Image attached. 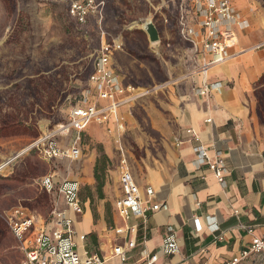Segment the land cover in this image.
I'll use <instances>...</instances> for the list:
<instances>
[{"label":"rangeland","instance_id":"obj_1","mask_svg":"<svg viewBox=\"0 0 264 264\" xmlns=\"http://www.w3.org/2000/svg\"><path fill=\"white\" fill-rule=\"evenodd\" d=\"M72 1L0 0V167L8 163L0 170V178L27 170L34 176L52 174L56 179L76 180L82 205L91 211L94 224L105 221L107 232L121 227L122 222L112 200H107L105 187L118 195L122 167L127 164L135 175L140 173L138 158L144 151L172 141L162 126L173 127L174 95L196 93L203 78L200 65L206 57L201 49L205 36L202 18L189 2L74 0L86 9L85 22L78 23L70 14ZM148 21L158 30L157 42H149L143 29ZM103 54L109 57L107 67L123 89L116 97L120 106L103 123L92 121L76 132L68 127L74 108L109 105L110 101L98 97L90 81ZM60 126L68 132H58ZM102 132L111 143L108 155L98 139ZM49 141L61 149L60 155L50 160L45 153ZM74 141L81 155L70 160ZM102 156L106 165L100 199L94 176L92 185L79 176L90 163L94 173L95 162ZM32 184L16 189L31 197L20 204L35 215L37 229L53 228V210L64 208L61 199ZM9 187L0 181L1 191L10 194ZM0 201L3 209L17 205L4 195ZM0 225V264H20L22 252L1 219ZM88 249L95 251V244Z\"/></svg>","mask_w":264,"mask_h":264},{"label":"crops","instance_id":"obj_2","mask_svg":"<svg viewBox=\"0 0 264 264\" xmlns=\"http://www.w3.org/2000/svg\"><path fill=\"white\" fill-rule=\"evenodd\" d=\"M230 1L243 24L226 30V60L209 71L208 79L218 83V89L211 91L208 98L201 97L200 82L195 95H174L173 127L162 126L172 141L145 150L138 158L141 172L136 175L125 164L118 176V195H112L111 189L105 187L121 227L106 232L105 221L94 224L91 211L84 205L81 215L67 211L77 233L79 252L89 251L93 243L96 249L89 252L106 258V264L258 262L255 257L242 254L248 251L253 237L264 236V122L257 113L255 94L264 87V83L259 84L264 75V0ZM187 129L200 136L210 156L221 154L226 167L223 186L207 166L196 167ZM98 139L104 144L106 155L111 153L107 134L102 132ZM176 139L183 143L177 145ZM122 161L125 163V159ZM89 165L79 177L92 185ZM125 171L133 179L141 200L158 204V211H148L144 217L131 214L127 219L117 214L115 202L123 194L120 177ZM55 177V182L76 181ZM146 188L152 189L151 197L146 196ZM61 204L67 209L62 201ZM211 223L216 226L214 231ZM171 232L179 248L176 254L166 256L161 246ZM79 236H85V241H80ZM115 247L124 251L126 261L112 256Z\"/></svg>","mask_w":264,"mask_h":264},{"label":"built area","instance_id":"obj_3","mask_svg":"<svg viewBox=\"0 0 264 264\" xmlns=\"http://www.w3.org/2000/svg\"><path fill=\"white\" fill-rule=\"evenodd\" d=\"M189 2L196 14L202 18V28L205 40L202 42V54L206 55L201 61L200 74L203 76L201 87L198 88L199 96L208 98L213 90H217L218 83H210L207 79L208 71L215 66L222 64L226 60V43L224 34L232 26H242L243 22L235 13L230 0H181ZM70 14L78 22L84 23L86 9L77 1L70 4ZM109 57L103 54L98 58L94 66V71L90 76V81L94 85L97 95L102 100H108L109 105L105 108H97L95 105L74 108L70 115L69 129L81 132L87 125L96 121L103 123L107 116L117 110L120 102L116 99L118 94H122L117 79L112 71L107 67ZM207 123L210 120L206 121ZM188 135L193 145L195 153L196 167L207 166L213 173L217 182L223 186L226 167L221 154L215 152L213 156L208 154V148L202 143L200 136L192 129H187ZM46 139V138H45ZM44 139V140H45ZM48 139V138H47ZM43 141V140H42ZM47 141V140H46ZM177 145L182 144V140H175ZM46 156L50 160L61 153L60 147L49 141L46 148ZM81 151L77 142L71 145L68 157L76 160L80 157ZM122 196L115 202L117 214L127 219L131 214L144 217L148 211H158V204H149V200H141L138 195L136 185L130 174L125 171L120 177ZM40 186L47 192H54L58 195L67 209L55 208L52 215L56 222L53 228H36L35 216L26 208L16 207L6 212L2 219L18 241L20 250L24 255L21 264H106V258L96 253H91L87 249L79 252L75 237L77 233L73 227V220L68 215L71 210L76 215H81L83 205L79 199V184L76 181L55 182L54 175L44 176L40 181ZM146 196L153 195L151 188H146ZM197 223V219L194 220ZM212 230L215 224L211 223ZM52 232H55L54 235ZM80 241H85V236H79ZM178 243L171 232L162 242L161 250L166 256L174 255L178 252ZM243 257L253 256L258 262L264 261V236L253 237L248 251L244 252ZM112 256L119 257L121 261H126V254L120 247L112 250ZM150 264V261H148ZM229 264H235L231 262Z\"/></svg>","mask_w":264,"mask_h":264},{"label":"trees","instance_id":"obj_4","mask_svg":"<svg viewBox=\"0 0 264 264\" xmlns=\"http://www.w3.org/2000/svg\"><path fill=\"white\" fill-rule=\"evenodd\" d=\"M262 83H264V75L261 77L259 84H262ZM255 94H256L257 99H258L257 113H258L261 121L264 122V87L257 89ZM105 163H106V158L102 156L101 159H97L96 160L95 165H94L93 176H94V178L96 180V183H97L96 190L98 192V198H100V199L103 198L102 188L104 186L103 173H104V170H105V165H106ZM41 164L42 165H46V164H44V162L43 163L41 162ZM43 177L44 176H39V175H35L34 176V174L32 172L28 173V171L26 170V171H24L22 173V175H18L17 174L14 177L11 176V177H2V178H0V181H2L3 183L10 184V187H9L10 190H8V191H11L10 194H7V192H4V191L0 190V195H4V196L9 197L10 204L11 203L12 204L13 203L17 204V205H14V206L10 207V208L3 209V206L1 205L2 202L0 201V210H2L0 212V219L3 220L2 216L6 212L10 211L11 209H13L15 207H22V208H26L27 210H29V208H27L26 206H23L22 204H20V201L24 202V199L31 198V197L28 196V195L27 196L22 195V191H17L16 189L21 187V186H23V185H25V184H29V183L32 182L33 183L32 185L35 184L37 186V188L45 191L40 186V181H41V179ZM14 190H16L17 192H13ZM29 211L32 213L31 210H29ZM0 227H1V225H0ZM6 228H7L8 235L10 236V238H12L16 242V244L18 245V250H20V245H19L18 241L16 240V238L14 237V235L12 234V232L10 231V229L8 228L7 225H6ZM23 259H24V255H23ZM23 259H22V261H23ZM21 262H20V264H21Z\"/></svg>","mask_w":264,"mask_h":264},{"label":"water","instance_id":"obj_5","mask_svg":"<svg viewBox=\"0 0 264 264\" xmlns=\"http://www.w3.org/2000/svg\"><path fill=\"white\" fill-rule=\"evenodd\" d=\"M143 29L145 33L147 34L148 40L151 43L157 42L159 40V33L155 25L148 21L144 24ZM8 164V163H6Z\"/></svg>","mask_w":264,"mask_h":264},{"label":"bare ground","instance_id":"obj_6","mask_svg":"<svg viewBox=\"0 0 264 264\" xmlns=\"http://www.w3.org/2000/svg\"><path fill=\"white\" fill-rule=\"evenodd\" d=\"M137 96H139V95H137ZM140 96H141V95H140ZM57 131H58V132H59V131H61V132L63 131V133L66 134V133L68 132V128H66V127H61V126H60V127H58ZM22 153H23V152H22ZM5 166H6V164L3 165V166H1V167H0V170L3 169Z\"/></svg>","mask_w":264,"mask_h":264}]
</instances>
